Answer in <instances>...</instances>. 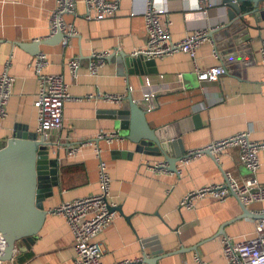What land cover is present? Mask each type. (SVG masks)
Listing matches in <instances>:
<instances>
[{
	"label": "crops",
	"instance_id": "crops-1",
	"mask_svg": "<svg viewBox=\"0 0 264 264\" xmlns=\"http://www.w3.org/2000/svg\"><path fill=\"white\" fill-rule=\"evenodd\" d=\"M153 1L166 8L164 21L169 23L172 43L196 31L210 33L228 23V8L222 0H211L212 7L204 15L197 0ZM146 2L121 0L114 17L86 21L82 0H77L76 16H65L77 35L65 45L59 42L39 46V54L47 59L44 73L60 75L71 98L63 107L62 127L47 138L55 145L50 158L58 162L57 185L43 201L47 215L31 248L18 252L14 264H74L71 233L64 219L50 211L64 202L95 194L100 161L107 166L110 201L116 209L111 225L96 238L102 250V264L136 260L145 264L144 258L151 257V250L157 247L167 254L196 246L197 252L187 250L157 264H193L196 255L207 264H225L220 236L214 238L220 228L226 225L221 236L235 240H242L253 231V221L247 219L229 224L241 214L234 196L222 203L203 199L191 210L179 208L180 200L189 191L228 179L242 183L248 172L239 161L238 148L228 149L214 159L203 155L188 163L178 162L175 173L159 172L152 167L165 162L163 158L137 153L122 156L121 152H133V146H124L116 139L107 142L98 138L117 131L114 121L102 112L118 105L106 102L104 97L117 95L126 99L129 95L147 110L146 120L151 129L170 128L176 123L184 130L188 128L181 138L186 152L237 133L248 132L253 141L264 139V65L260 55L264 20L245 17L242 41L233 50L216 48L209 37L197 49L194 61L177 52L154 60L143 73H135L122 64L119 53L131 55L145 46L142 13ZM53 9V0H0V40L4 41L0 45V74L10 62L8 72L14 77L0 126V147L16 129L21 133L23 129L36 132L34 101L38 83L30 67L36 56L13 43H29L48 36ZM98 53L115 57L91 74L89 64L92 55ZM73 60L79 65L76 74L68 66ZM220 64L227 72L217 81L197 80L195 67L204 71ZM177 75H181V80ZM146 95L151 96L150 101ZM88 141L93 142L92 147L82 146L75 156H68L69 149ZM259 157L262 166L257 179L264 185V151ZM261 208L253 205L249 210L256 213ZM146 241L148 248L143 246Z\"/></svg>",
	"mask_w": 264,
	"mask_h": 264
},
{
	"label": "built area",
	"instance_id": "built-area-1",
	"mask_svg": "<svg viewBox=\"0 0 264 264\" xmlns=\"http://www.w3.org/2000/svg\"><path fill=\"white\" fill-rule=\"evenodd\" d=\"M54 9L49 18V34L44 39L55 36L58 32L63 34L61 43L67 44L68 40L77 35L75 27L65 21V16H76L77 0H53ZM121 0H82L84 6L83 18L86 21H103L116 15L120 8ZM198 9L204 15L212 7L211 0H197ZM166 8L157 6L153 0H147L143 10L147 42L142 49L133 51L130 56H143L146 60H156L181 52L187 54L193 61L196 51L201 44L209 39L208 31H196L188 35L178 43H172L169 37L168 22L164 21ZM261 60L264 65V41L260 49ZM108 53L93 54L89 64V71L95 74L107 58ZM47 59L43 54H38L30 67L34 71L38 83V92L34 101L37 110V135L47 140L51 132L62 127L63 107L71 98L67 85L60 75L46 74L44 69ZM10 62H7L3 73L0 74V126L6 116L5 106L11 96L14 77L8 72ZM70 71L76 74L79 67L78 61H70ZM227 72L224 65L220 64L204 71L195 67L196 78L199 82H215ZM181 80V75H177ZM147 84V83H146ZM146 100L151 96L146 95ZM106 102L120 105L125 98L117 95H106ZM99 139L107 142L115 140V134L100 135ZM97 139V140H99ZM117 141V140H116ZM82 146L92 147L93 142L82 143L78 147L69 149L68 156H75ZM238 148L240 163L245 167L248 174L241 184L226 180L222 184L205 185L186 193L179 202V208L191 210L196 203L203 199H211L224 202L232 194L241 205L248 208L253 205H261L258 215H264V185L257 179V173L261 169L260 153L264 151V139L253 141L249 133H237L225 139L214 141L197 149H191L185 153L180 161L188 163L203 155H209L213 159L222 152ZM97 155L98 149H95ZM153 171H167L165 162L152 167ZM98 186L95 194L64 202L54 208L53 214L61 216L72 236L74 251V264H102V250L96 238L107 229L115 219V212L110 211L113 204L110 201L111 180L107 172V166L103 161L98 163ZM253 221V231L242 240H235L230 236H220V245L225 264H264V217L260 219H247ZM6 242L0 232V258L5 252ZM11 260H1L0 264H14ZM141 260L120 262L115 264H140ZM193 264H207L198 255L193 259Z\"/></svg>",
	"mask_w": 264,
	"mask_h": 264
},
{
	"label": "water",
	"instance_id": "water-1",
	"mask_svg": "<svg viewBox=\"0 0 264 264\" xmlns=\"http://www.w3.org/2000/svg\"><path fill=\"white\" fill-rule=\"evenodd\" d=\"M222 3L228 8V23L211 31L208 36L217 44L216 48L228 47V50H233L242 41L240 33L244 29L245 17L251 15L257 21L264 20V0H222ZM244 5H249L246 8L250 10L245 12ZM62 38L63 34L58 32L49 39L13 44L30 55L37 56L40 45L57 44ZM3 43L0 40V45ZM114 57L112 54L107 60L111 61ZM119 57L122 64L135 73H143L145 67L154 63V60H146L143 56L132 57L119 53ZM102 113L105 118L114 121L117 130L115 139L124 146H133V152H121L120 155L129 157L137 153L160 157L169 171H177L176 164L185 157L186 152L182 148L181 138L188 128L184 130L180 123H176L170 128L151 129L146 120L147 110L135 103L129 95L116 108ZM20 131L16 129L0 147V232L6 242L5 252L0 259L8 261L33 245L47 215L43 201L51 195V189L57 185L58 180L57 159L50 158L55 145L40 138L36 132L27 133L25 129L22 133ZM239 204L241 214L229 224L241 219L255 220L264 217L252 213L240 202ZM224 226L214 238L224 234ZM148 243L149 241L144 242L143 246L148 248ZM187 250L197 252V246L192 249L180 248L167 254L157 247L151 250V257L144 258V263L157 264L163 258L183 254Z\"/></svg>",
	"mask_w": 264,
	"mask_h": 264
},
{
	"label": "trees",
	"instance_id": "trees-1",
	"mask_svg": "<svg viewBox=\"0 0 264 264\" xmlns=\"http://www.w3.org/2000/svg\"><path fill=\"white\" fill-rule=\"evenodd\" d=\"M248 6H249V5H244L243 7L246 8V7H248Z\"/></svg>",
	"mask_w": 264,
	"mask_h": 264
}]
</instances>
